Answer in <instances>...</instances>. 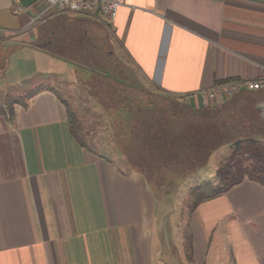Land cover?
Instances as JSON below:
<instances>
[{"label": "crops", "instance_id": "0c3cea01", "mask_svg": "<svg viewBox=\"0 0 264 264\" xmlns=\"http://www.w3.org/2000/svg\"><path fill=\"white\" fill-rule=\"evenodd\" d=\"M124 2L110 24L56 11L57 28L46 29L18 12L17 0H0V102L34 92L0 115V264H264V185L245 179L199 203L188 219L189 256L168 198L123 148L130 136L120 141L112 122L84 146L54 84L69 87L82 120L99 113L109 122L123 105L101 103L92 80L111 56L129 65L135 84L181 98L189 113L256 105L261 116L262 92L209 108L197 95L217 82L264 77V0ZM102 48L107 55L96 56ZM182 134L201 135L190 123Z\"/></svg>", "mask_w": 264, "mask_h": 264}, {"label": "trees", "instance_id": "16d2710c", "mask_svg": "<svg viewBox=\"0 0 264 264\" xmlns=\"http://www.w3.org/2000/svg\"><path fill=\"white\" fill-rule=\"evenodd\" d=\"M92 73L91 71L82 73V76L89 77ZM33 93L30 91L27 96ZM145 93L146 98L152 94L155 100L143 103L142 99L137 106L123 104L122 111L111 114L110 117L117 125L115 133L121 139L120 141H124L125 136H130V143L123 148L130 149L126 148V153L131 162L139 168H144L146 179L153 188H163L165 184L173 186V182L181 183L186 177L205 167L210 157L216 152L219 153V158L215 175L189 189L188 195L193 203V209L199 203L227 192L245 179L264 185V139L247 136V134L250 135L247 132V122L238 116L240 113L235 114L236 109L231 110L225 103L223 107L216 108L215 113L209 112L207 107L201 111L189 113L181 108L186 105L181 98L159 92L154 93V90H147ZM57 95L67 108L72 133L79 142L87 146V134L79 115L59 90ZM27 96L8 97L4 103L0 102V115L6 114L7 110L11 114L13 105L23 103ZM140 97L145 98L142 95ZM223 113L228 114V120L222 119ZM191 115L193 120L190 119ZM141 116L144 117L143 127H140L139 122ZM185 121L186 125L183 126L182 122ZM191 122L196 123L192 125L194 138L197 137L198 131L201 134L197 138L198 141L195 139L190 141L181 136L182 132L188 131V123H190L191 131ZM205 122H209L212 127H207ZM169 124L177 128L169 127ZM230 128H233V131H229ZM158 129L159 140H152L156 142L151 144H138L141 136H146L149 132L154 133ZM192 138L191 135L190 139ZM173 187L176 188V186ZM186 238L185 247L190 256L191 241L188 235Z\"/></svg>", "mask_w": 264, "mask_h": 264}, {"label": "rangeland", "instance_id": "374dc122", "mask_svg": "<svg viewBox=\"0 0 264 264\" xmlns=\"http://www.w3.org/2000/svg\"><path fill=\"white\" fill-rule=\"evenodd\" d=\"M18 6L21 5L18 4ZM44 8H46L44 1L39 0L29 7L26 8L22 7V10H25V12H29L31 16L34 15V17L37 18V20L34 22L35 25L39 23H43V26L46 29L57 28V18L55 17V15H53V13L56 12L57 10L55 8H51L49 10H46L45 13H43L42 10ZM50 15L52 16L50 17ZM67 25L69 27V24ZM111 47L112 44H110V48ZM94 54L96 56L100 55L101 57H103L107 55V51H105L102 48L97 53ZM106 59H108V65L104 64V65L96 66V69H102V71L97 72V74L95 73L92 80L93 89H95V92H97V94L99 95V99L101 103H104L105 105H113V106L123 105V104L124 105L127 104L128 106H135V105L137 106L139 105V102L142 101V99L144 100L143 103L151 102V100H155L152 94H149V96L146 98L147 95L145 93L147 92V90L153 91V88L155 87L151 86V84L148 83H144L142 85L135 84V82H133L134 76L130 72L129 65H125L124 63H122L126 67L124 70L120 65L119 61L117 60V58L115 57L111 58V56L109 57L107 56ZM120 77H125V78L120 79ZM54 84L57 85V87L59 88L58 90L66 98L69 94L68 93L69 87L64 85H58L55 82ZM141 95L145 96V98L144 97L141 98L140 97ZM209 106H211V104ZM82 108L84 109V107ZM255 108L256 105L255 106L246 105L245 107L242 106L240 107L241 113L238 116H241V118L247 122V127H248L247 132L250 134L248 135L246 133L247 136L264 139V120L258 118V116L260 115H258V111H256ZM222 115L224 116L222 117L223 120H225V118L226 119L228 118L227 117L228 114L225 115V113H223ZM93 117L92 116L89 117V114H82V118H83L82 120L79 116V119L86 130L85 132L87 133V140L88 137L89 139L92 138L93 131L96 130L97 127H101V126L103 127V125H107V124L112 126L113 124L112 122H114L111 117L108 122L106 118L102 117V114L99 113L97 115L95 114ZM190 119L193 120L192 115ZM251 120H255V122H251ZM139 122H140V127H143V123H144L143 116L140 117ZM192 122H191V131H193L192 125L196 124ZM205 125L209 128L212 127V125L209 122H205ZM228 130L233 131V128H230ZM208 131H212V130H208ZM158 133H159V129L157 131L155 130L154 133H151V137L147 136L145 139L140 140L139 142L144 141L147 142L148 144L150 142H156L157 140H159ZM110 134L111 137H113L114 131L111 128H110ZM152 138L153 140L156 141H152ZM113 139L116 142L115 137H113ZM115 146L118 145L116 144ZM218 158H219V153L217 154L216 152L211 156L209 163L205 167L197 170L195 173H192L191 175L186 177L185 180H183L180 184H177V182H173L174 183L173 186H176V188L173 186H168L166 184L164 185L163 188H158V187L154 188L157 192H159L158 195H162L163 198H168L167 201L165 202L167 204V207H165L166 212L169 211L171 223L174 224V226L177 224L179 225V226L177 225L178 232L179 233L183 232L185 234V238L187 237V232H188L187 229L188 219L193 211V205H192L193 203L188 195L189 189L215 175L218 166V160H217ZM185 243H187V238L185 239ZM157 245L158 248H160V242H158ZM158 248H156V250H158Z\"/></svg>", "mask_w": 264, "mask_h": 264}, {"label": "built area", "instance_id": "2783aa9c", "mask_svg": "<svg viewBox=\"0 0 264 264\" xmlns=\"http://www.w3.org/2000/svg\"><path fill=\"white\" fill-rule=\"evenodd\" d=\"M46 10L55 8L59 13H82L96 16L100 20L112 23L118 16L121 6L125 4L124 0H44ZM17 11H22L18 6ZM41 12V13H42ZM37 18L34 19V21ZM242 91L262 92L264 93V77L235 79L225 82H217L209 90H202L197 99L204 106L212 103L224 102Z\"/></svg>", "mask_w": 264, "mask_h": 264}, {"label": "water", "instance_id": "95a60500", "mask_svg": "<svg viewBox=\"0 0 264 264\" xmlns=\"http://www.w3.org/2000/svg\"><path fill=\"white\" fill-rule=\"evenodd\" d=\"M17 1L22 7L26 8L36 3L39 0H17ZM258 106L261 110V117L264 119V102H261Z\"/></svg>", "mask_w": 264, "mask_h": 264}]
</instances>
